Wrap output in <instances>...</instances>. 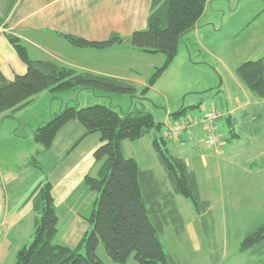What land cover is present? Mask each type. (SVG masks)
<instances>
[{"label":"rangeland","instance_id":"obj_1","mask_svg":"<svg viewBox=\"0 0 264 264\" xmlns=\"http://www.w3.org/2000/svg\"><path fill=\"white\" fill-rule=\"evenodd\" d=\"M142 55L147 60H141L140 71L134 74L142 82L136 84L134 97L86 89L62 92L59 97L65 102L75 99L67 105L79 109L101 104L120 112L138 109L151 113L155 121L162 124L160 130L151 131L159 139L165 138L163 132L168 124L201 119L212 111L220 113L216 121L221 137L219 149L207 144L208 134L201 126L186 128L180 135L187 137L184 143L174 141L177 138H165L170 152L184 159L195 172L201 198L210 201L211 208L200 216L190 200L177 195L176 202L185 225L194 224L196 229L186 232L181 229L180 222L169 216L171 224L161 240L174 264H264V247L261 252L260 246L241 249L244 239L264 224V99L254 96L236 74L242 63L264 57V0H211L202 22L183 36L177 58L145 98L142 90L148 86L156 69L164 65L166 57L163 54ZM150 63L157 67H149ZM79 94L80 100L90 95L98 102L85 101L83 106H78ZM53 102L57 111L58 100L40 96L22 123L8 120L4 123L0 119V179L15 170L23 172L21 180L42 177L32 168L35 167L32 159L37 156L39 166L40 162L49 166V162L35 153L41 144L34 141L33 132L51 120ZM182 107L189 108V114L174 122L169 115ZM14 128H18V135L23 134L22 138H15ZM149 139L124 141L127 154L137 158L140 167L165 175ZM13 193L15 197L21 195L19 189ZM3 195L1 190L0 198L4 200ZM60 212L62 225L55 244L66 243L73 231L68 229L67 209L63 207ZM18 230H14L13 235ZM21 231L15 239L19 243L26 239L29 245L33 229ZM15 246V241L8 245L10 249ZM98 255L106 264H118L107 255L103 245L99 246ZM126 264L139 263L132 257Z\"/></svg>","mask_w":264,"mask_h":264},{"label":"trees","instance_id":"obj_2","mask_svg":"<svg viewBox=\"0 0 264 264\" xmlns=\"http://www.w3.org/2000/svg\"><path fill=\"white\" fill-rule=\"evenodd\" d=\"M208 2L152 0L147 28L127 38L113 34L107 41L91 42L73 35L62 36L77 48L108 49L127 42L141 52L165 55L164 65L156 69L141 92L145 98L177 58L183 36L195 29ZM6 37L27 65V72L9 81L0 70V116L12 117L48 90L55 94L74 89L132 97L137 94L136 86L127 80L79 72L50 60H33L19 37L13 34H6ZM236 74L254 96L264 99V57L242 63ZM188 112L189 108L182 107L172 116L177 119ZM71 121H78L84 127L83 138L94 133L101 136L102 144L94 155L99 165L98 174H89L84 180L86 186L98 193L89 217L92 229L76 248L55 244L59 217L52 196L53 186L49 181L42 182L31 194L37 217L33 240L17 253L15 264H105L98 255L100 245L118 264H126L132 257L139 264H174L161 240L168 226V214H161L158 208L150 205L155 192L147 179L152 181L153 175L142 171L135 159L126 157L123 149L124 141H139L152 130H160L162 124L143 110L120 112L101 104L81 109L68 105L34 131V141L41 144L44 151L49 150L58 133ZM153 147L174 194L190 200L200 216L207 213L211 202L201 198L195 172L188 168L185 160L170 152L165 138L156 137ZM37 159L34 156L32 163L39 168ZM256 246H260L259 251L264 247V224L244 239L241 249L245 251Z\"/></svg>","mask_w":264,"mask_h":264},{"label":"crops","instance_id":"obj_3","mask_svg":"<svg viewBox=\"0 0 264 264\" xmlns=\"http://www.w3.org/2000/svg\"><path fill=\"white\" fill-rule=\"evenodd\" d=\"M210 4L211 0L207 4L204 15ZM151 7L152 0H0V70L9 81L27 72V65L20 59L6 37V34H13L21 39L33 60L54 61L79 72L119 78L130 81L136 86L142 82L134 74L140 71L141 60H147L142 54L150 53L136 50L127 42L108 49L77 48L62 35H73L91 42L107 41L113 34L127 38L134 32L147 28ZM203 17L198 24L202 22ZM149 67L155 69L157 66L150 63ZM60 95L61 93L55 94L50 90L45 91L12 117H8V114L0 116L1 122L8 120L22 123L25 115H28L29 110L37 104L40 96L58 100L60 103L58 110L68 106L69 101L75 102V99L65 102L62 97H59ZM80 96L81 94L77 95L78 106H83L86 102H98L92 100L93 97L90 95H87L86 100H80ZM54 104L53 102L50 109L51 119L58 111L54 109ZM171 116L169 115L170 118ZM179 119L181 118L173 119V121ZM170 125L173 124L167 126ZM17 130L18 128H14L12 134L14 133L15 138H22L23 134L18 135ZM84 133L85 129L78 121H71L58 133L49 150L44 151L42 145L36 148L35 153L40 152L39 156L42 159L46 157L49 162V166L40 162L39 168L32 167L42 177L29 181L21 180L23 172L15 170L8 172L0 179V192L1 190L4 192V200L0 198V264H15L17 253L28 246L26 239L19 243L15 237L21 234L22 229H33L34 234L37 217L34 211V198H31V194L42 182L49 181L53 186L52 196L59 217L58 229H61L62 225L60 210L65 207L68 211V215L66 214L68 225H70L68 229H73L72 236L66 243L60 241V245L76 248L84 235L92 229L89 217L94 209L98 193L87 187L84 180L89 174L92 176L98 174L99 165L96 164L94 155L102 143L101 136H97L96 133L83 138ZM199 134L197 132V135ZM28 136L26 133L25 137ZM156 137V134L150 132L137 142L150 138L153 146ZM185 140L187 137L184 135L174 139L179 143H184ZM123 149L126 157L138 162L132 154L131 156L127 154L125 142ZM187 166L189 168L188 164ZM140 169L152 173L153 180L147 179L150 182V188L155 192L150 205L158 208L161 214H168V225L171 224L169 219L172 217L175 218L174 221L180 222V227L184 231L196 229L194 224L185 225L176 202L177 195L174 194L167 174L159 175L151 168L140 167ZM167 182L170 185H167ZM16 189L20 190L19 197L14 196L13 192ZM11 203H13L12 209ZM16 229L19 230L13 235ZM11 233L12 238H10ZM13 241L16 242V246L10 249L8 245Z\"/></svg>","mask_w":264,"mask_h":264},{"label":"built area","instance_id":"obj_4","mask_svg":"<svg viewBox=\"0 0 264 264\" xmlns=\"http://www.w3.org/2000/svg\"><path fill=\"white\" fill-rule=\"evenodd\" d=\"M219 114L217 111H212L201 119L192 118L182 122H176L173 125L167 126L163 132V136L165 138H178L186 128L196 129L201 126L208 134L207 144L214 149H219L221 146V137L216 126V121L220 117Z\"/></svg>","mask_w":264,"mask_h":264}]
</instances>
